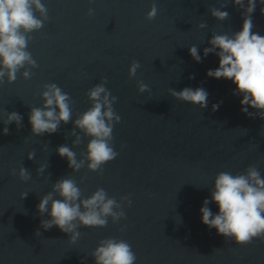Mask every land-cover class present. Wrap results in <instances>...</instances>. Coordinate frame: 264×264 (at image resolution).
<instances>
[{"label":"water","instance_id":"water-1","mask_svg":"<svg viewBox=\"0 0 264 264\" xmlns=\"http://www.w3.org/2000/svg\"><path fill=\"white\" fill-rule=\"evenodd\" d=\"M41 2L49 18L31 34L27 49L38 67L28 80L18 73L15 82L0 85V264H95L91 252L109 237L126 240L136 264H264V239L246 246L226 241L202 223L200 213L219 172L235 175L255 165L264 178V120L241 112L242 97L233 95L236 86L230 80L206 75L219 66L215 54L199 63L189 54L196 45L203 57L214 32L239 31L241 10L230 0H155L158 13L149 21L146 14L153 0ZM221 3H227L221 10L230 14L223 22L209 12ZM261 7L258 3L253 14V31L264 35ZM89 8L92 16L87 15ZM201 23L207 27L200 29ZM134 60L140 67L130 79ZM104 79L121 117L112 133L118 156L100 172L86 166L73 172L56 152L61 145L73 147L75 137L68 135L73 123H62L53 134L33 136L29 113L42 106L43 86L56 83L70 96L74 120L91 107L88 90ZM139 83L148 90L139 93ZM185 87H203L208 106L200 109L169 93L170 88ZM6 111L21 114L23 127L17 130L10 124L9 134L3 135ZM78 134L82 142L72 150L79 160L89 138ZM30 152L33 160L27 158ZM40 165L48 167L37 174ZM21 166L31 174L27 182L11 175ZM65 177L76 180L83 198L97 188L117 201L130 196L126 219L113 224L109 218L104 228L81 227L75 244L55 226L41 228V220L50 217L40 216L37 205ZM22 193H28L23 200ZM209 207L218 212L215 203Z\"/></svg>","mask_w":264,"mask_h":264},{"label":"clouds","instance_id":"clouds-1","mask_svg":"<svg viewBox=\"0 0 264 264\" xmlns=\"http://www.w3.org/2000/svg\"><path fill=\"white\" fill-rule=\"evenodd\" d=\"M231 4L241 10L242 26L239 31L231 34L212 33L208 40L209 47L203 49V57L196 45L189 48V54L197 63L209 54L219 58V66L208 70L206 75L214 79L230 80L236 87L233 95L240 96L241 112L247 117L264 120V35L254 32L253 14L257 4L264 5V0H230ZM227 3L220 7H212L209 12L217 21L229 18ZM89 8L87 15H93ZM158 8L153 3L146 14V19H155ZM264 15V7L260 8ZM48 9L41 0H0V85L11 84L16 81L17 74L28 80L33 75V69L38 67L36 60L27 50L32 40V33L41 30L48 21ZM200 29L207 27L206 23L198 25ZM140 64L133 61L128 69L129 78H133ZM190 79L193 77H189ZM106 79L88 90L87 99L91 107L79 114L73 120L72 101L56 83L43 86L40 93L42 106L32 107L29 113L31 135L43 136L59 131L60 125L73 123V130L69 136H74L73 147H78L83 136L88 137L86 152L79 160L73 147L61 145L57 147V154L66 158L68 167L73 172L87 168L90 172H100L103 166L116 159L118 152L112 145L113 127L121 117L115 112L113 105L117 98L112 96L105 87ZM148 90V86L139 83V93ZM170 95L178 101L190 103L204 109L208 106V92L203 87L192 89L185 87L180 91L169 89ZM220 103L212 105L216 111ZM253 111H249V109ZM3 120V135L9 134L8 125L15 123L17 130L23 127V117L18 112H5ZM79 130V131H77ZM34 159V153L27 156ZM48 165H40L37 174L45 171ZM11 175H18L22 182L31 179V174L24 166L11 171ZM84 177L81 178V182ZM28 193H22L25 199ZM210 203H215L218 212L214 214ZM132 204L130 196H121L119 201L109 197L103 188H97L90 197L83 198L82 191L76 180L65 177L52 184L51 191L44 194L37 211L40 216L47 214L49 219L41 220V228L50 230L53 226L63 233L69 234V244H75L80 238L79 228H104L111 218L113 224L126 219L125 207ZM201 221L209 229H216L226 241L231 240L237 245L246 246L254 240L264 239V178L255 165L245 169L243 173L232 174L229 171L219 172L210 190V199L203 201L200 209ZM121 232L125 227L119 229ZM40 232L37 231L36 234ZM95 264H136L137 256L132 246L123 239L109 237L99 242L91 252Z\"/></svg>","mask_w":264,"mask_h":264}]
</instances>
